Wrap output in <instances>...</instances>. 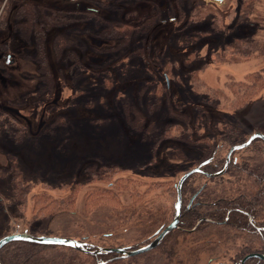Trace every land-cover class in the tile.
<instances>
[{
	"label": "rangeland",
	"instance_id": "obj_1",
	"mask_svg": "<svg viewBox=\"0 0 264 264\" xmlns=\"http://www.w3.org/2000/svg\"><path fill=\"white\" fill-rule=\"evenodd\" d=\"M8 1L0 0V239L144 246L170 223L181 177L224 131L245 141L264 133V88L242 107L215 103L230 80L264 69L263 46L250 56L227 47L264 45V0H249L254 12L242 19L243 0ZM26 4L19 32L15 11ZM263 152L259 143L235 161ZM221 228L167 242L184 264L228 261L245 240Z\"/></svg>",
	"mask_w": 264,
	"mask_h": 264
},
{
	"label": "trees",
	"instance_id": "obj_2",
	"mask_svg": "<svg viewBox=\"0 0 264 264\" xmlns=\"http://www.w3.org/2000/svg\"><path fill=\"white\" fill-rule=\"evenodd\" d=\"M11 1L12 0L8 1V9L11 8ZM28 8H32V6L27 4L21 5L15 11V19H24L23 22L15 24L14 28L21 29L19 32H22V28L29 23L27 22L29 19L25 16ZM254 8L255 6L253 2H250L249 0H247V2L244 0L243 2L241 1L239 12L240 18L242 19L252 14ZM7 12L8 11H6V14ZM39 26L41 27L42 24L39 23ZM39 38L43 39L42 36ZM241 43L247 45V50L245 52L240 48ZM262 46L264 47V45H261L257 41L243 39V41L234 42L227 47L233 49L237 54L239 53L244 56H250L260 48L262 49ZM263 88L264 69L247 76L245 82L230 80V82L227 83L226 90L222 91L224 95L220 97L224 98V101L217 99V101L214 100V102L216 101L215 103L218 104L217 106H221L222 101L224 104L226 103L232 108L242 107ZM216 97L218 96L216 95ZM243 139L244 138L238 130L232 129L224 131L219 137V142L210 148L209 155L207 154V157H205L204 160L191 169L193 170L201 167L204 174H193L184 183L182 188V197L185 205L180 226L181 228L187 229V231H182L180 228L173 231L164 240L163 244L157 248L160 249L161 247L166 246L165 253L160 256H149L148 262H150V264H172L173 261H178V258L176 259L175 257L177 256V253L175 254L176 247L174 243L172 242L173 244L169 245L170 242H167L175 234L191 235L201 232L203 229L209 230V228L213 226L235 229L238 231L237 236L245 240V242H243L244 244L236 250V255H233L229 262H221L219 264H242L241 260L245 257L248 251L249 253H256L258 251V246L253 244L254 239L258 236H256L257 234L254 235L251 233V231L253 228L252 223L264 219V152L262 153V157L260 154V156L245 161L244 163L235 161L234 156L231 160L227 174L218 178H208L204 176L206 173H216L223 169L231 148L244 143L245 140ZM259 143L264 145V141L258 139L249 148L242 151L251 150ZM208 160L211 161L206 163ZM226 177L230 178L227 183L224 181ZM198 178L205 179V182L197 186L195 181ZM223 181L224 184L222 183ZM175 188L177 197V185ZM14 191L16 192L17 188ZM196 194L197 196L194 203L189 207L191 198ZM86 249L89 250L87 247ZM150 253L151 252L129 259H123L117 254L91 256L81 250H75L72 248L15 242L5 246L0 251V261L1 264H82L78 256L88 255L93 260L92 264H99L101 260L107 262L106 264H140L141 257L148 256ZM178 262L184 264L182 260ZM245 264H264V262L258 259H252Z\"/></svg>",
	"mask_w": 264,
	"mask_h": 264
},
{
	"label": "water",
	"instance_id": "obj_3",
	"mask_svg": "<svg viewBox=\"0 0 264 264\" xmlns=\"http://www.w3.org/2000/svg\"><path fill=\"white\" fill-rule=\"evenodd\" d=\"M213 2L220 3L224 0H210ZM263 140L264 141V134L256 133L253 134L245 143L241 145L234 146L231 151L230 155L228 157V160L225 164V167L220 172H217L215 174H206L209 178H217L222 175H224L229 167L231 155L236 151H241L246 148H249L256 140ZM211 160H208L206 163H209ZM196 173H204L201 167L195 168L186 174L182 176L180 179L178 185H177V201L174 204V220L172 223L167 226L166 228H162L159 230L156 234V237L154 240H152L149 244L145 245L142 248L136 249V250H127V249H111V248H99L95 252H91L92 255H102V254H119L123 258L128 259L135 256L143 255L146 253H149L155 249H157L165 240L167 236H169L173 231L178 229L181 215H182V209H183V200H182V187L183 184L193 175ZM195 199V196L193 197L192 201ZM15 242H23V243H33V244H39V245H46V246H56V247H66V248H72L75 250H81L84 253H90L86 248L84 243L78 240H71L67 238H60V237H51V236H36L28 233H17L5 236L0 239V251L7 245ZM250 257H257L264 261V255H256V256H250ZM1 264V261H0Z\"/></svg>",
	"mask_w": 264,
	"mask_h": 264
},
{
	"label": "flooded vegetation",
	"instance_id": "obj_4",
	"mask_svg": "<svg viewBox=\"0 0 264 264\" xmlns=\"http://www.w3.org/2000/svg\"><path fill=\"white\" fill-rule=\"evenodd\" d=\"M254 134H256V133H254ZM262 134V133H261ZM246 142V141H245ZM244 142V143H245ZM243 144V143H242ZM239 145H241V144H239ZM237 146V145H236ZM233 148V147H232ZM231 148V149H232ZM247 149V148H246ZM231 151V150H230ZM242 151V150H241ZM241 151H236V152H234L232 155H231V159H230V163H231V160H232V158L235 156L236 157V153L237 152H241ZM229 155H230V152L228 153V155H227V159H226V162H227V160H228V157H229ZM229 166H230V164H229ZM225 167V166H224ZM224 169V168H223ZM223 169H221V170H223ZM228 169H229V167H228ZM220 170V171H221ZM219 171V172H220ZM189 172V171H188ZM227 172H228V170H227ZM227 172L225 173V174H227ZM187 173V172H186ZM185 173V174H186ZM217 173V172H216ZM202 174H204V173H202ZM206 174H215V173H206ZM204 175V176H206V177H208L207 175ZM224 174V175H225ZM224 175H222V176H224ZM221 177V176H220ZM182 178V177H181ZM209 178V177H208ZM218 178V177H217ZM178 185V184H177ZM184 185V184H183ZM183 188V187H182ZM195 196V199H196V196H197V194L196 195H194ZM193 196V197H194ZM193 197L191 198V200H190V202H189V207L194 203V200L192 201V199H193ZM182 200H183V197H182ZM176 201H177V198H176ZM176 203V202H175ZM184 205H185V202H184V200H183V209H182V215H181V219H180V223H179V226H178V228H180L182 231H187V229H185V228H181V226H180V224H181V221H182V216H183V211H184ZM174 214H175V210H174ZM262 219V218H261ZM174 220V216H173V219H172V221ZM172 221L167 225V226H169L171 223H172ZM251 223H252V219H251ZM252 225H253V228H252V231H251V233H253L254 235H256V236H258V237H256L255 239H254V243L253 244H255V246L257 245L258 246V251L256 252V253H252V252H250L249 253V251H248V253L245 255V257L241 260V263L242 264H245L247 261H249V260H252V259H258V260H261L260 258H257V257H250V256H256V255H264V219L263 220H259L258 222H255V223H252ZM166 226V227H167ZM166 227H164V228H166ZM157 234V233H156ZM156 234H155V237H156ZM155 237H154V239H155ZM153 239V240H154ZM164 242V241H163ZM82 243H84V245H85V248L87 247L89 250V252L90 253H88V254H90L91 256H94V255H92L91 254V252H95V251H97L99 248H111V249H127V250H136V249H139V248H142V247H144V246H141V247H136V248H134V247H131V246H127V247H95L94 245H91V244H89V243H86V242H82ZM150 243V242H149ZM149 243H147V244H149ZM146 244V245H147ZM163 244V243H162ZM161 244V245H162ZM160 245V246H161ZM159 248V247H158ZM113 254H115V253H113ZM102 255H107V254H102ZM109 255H111V254H109ZM117 255H119V254H117ZM96 256H98V255H96ZM120 257H122L121 255H119ZM123 258V257H122ZM123 259H125V258H123ZM129 259V258H128ZM230 260V259H229ZM229 260L228 261H226V260H224V261H222V260H218L217 258H211L210 260H209V264H212V262H216V264H219V263H221V262H229ZM261 261H263V260H261ZM264 262V261H263ZM107 262H104V261H100V263L99 264H106Z\"/></svg>",
	"mask_w": 264,
	"mask_h": 264
}]
</instances>
